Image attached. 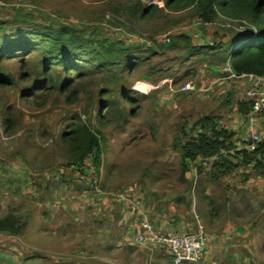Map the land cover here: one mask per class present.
<instances>
[{"label": "rangeland", "instance_id": "obj_1", "mask_svg": "<svg viewBox=\"0 0 264 264\" xmlns=\"http://www.w3.org/2000/svg\"><path fill=\"white\" fill-rule=\"evenodd\" d=\"M165 2L0 0V73L10 78L0 87V264H174L165 247L136 242L145 220L164 235L201 227L205 250L192 264H264V177L233 156L223 176L216 158L180 151L208 115L236 132V147L251 137L239 110L247 80L216 51L189 50L226 41L240 23H202ZM48 25L113 50L67 71L15 34ZM80 125L98 135V156L78 160L64 139Z\"/></svg>", "mask_w": 264, "mask_h": 264}, {"label": "trees", "instance_id": "obj_2", "mask_svg": "<svg viewBox=\"0 0 264 264\" xmlns=\"http://www.w3.org/2000/svg\"><path fill=\"white\" fill-rule=\"evenodd\" d=\"M165 7H178L181 9L192 7L197 17L202 23L213 22L219 17L240 23V30L230 35L226 41H222L213 46H196L189 44L190 52L214 50L218 54V59L230 64L231 72L235 76L252 75L264 76V0H166ZM156 6L143 7L140 9V16L146 17L155 10ZM17 34L27 42V49L41 48V55L45 61L53 60L65 64V70L77 72L79 62L83 55L89 56L99 54H110L112 47L104 49V52H96L88 46L89 41L75 35L73 31L66 28H53L44 26L41 28H28L27 31L20 30ZM14 34V35H15ZM33 36V38H32ZM40 43L38 40H40ZM18 40V39H17ZM186 42L190 39L185 38ZM8 42V40H6ZM170 41V39H169ZM3 40L0 39V47ZM3 50V49H2ZM7 47H5V51ZM151 54L156 50L151 48ZM5 52L1 51L0 56ZM150 54V55H151ZM44 75H50L49 69H44ZM23 80L26 79L24 74ZM10 78L0 73V87L8 86ZM70 78H64L60 87L61 93L71 86ZM29 94L25 92L22 96ZM242 114H247L250 110V103H242L239 106ZM133 110L131 113L133 114ZM11 122V121H10ZM233 132L225 127H218L217 117L204 116L200 121V130L197 135L186 140L180 148L182 160H195L201 157L203 160L216 158L212 164L214 170L220 175L233 173L237 168L236 163H232L229 156L240 158V164L250 166L255 175L264 177V138L256 141L254 148H237L232 142ZM65 140H72L73 149L78 160L95 150L96 156L100 153L99 137L91 132L85 125L76 126L75 129L64 135ZM245 143L251 144V138ZM233 150V153H230ZM226 152V155L222 153ZM97 158V157H96ZM95 158V161H96ZM219 176V175H218ZM4 229L14 232L17 227L7 225Z\"/></svg>", "mask_w": 264, "mask_h": 264}, {"label": "built area", "instance_id": "obj_3", "mask_svg": "<svg viewBox=\"0 0 264 264\" xmlns=\"http://www.w3.org/2000/svg\"><path fill=\"white\" fill-rule=\"evenodd\" d=\"M164 41L169 42V38L166 37ZM227 65V69L231 72L230 64L227 63ZM231 75L235 76L234 73ZM189 89H193V86L187 83L182 90ZM246 96L250 103L251 114L264 113V83L259 77L246 91ZM258 140L257 135H252L251 144L248 145V148L253 149L255 142ZM135 240L141 245L150 243L165 247L174 264H192L198 262L203 255L206 245L205 231L201 227L197 228L195 232L164 235L157 232L146 220L141 223V230L135 233Z\"/></svg>", "mask_w": 264, "mask_h": 264}, {"label": "crops", "instance_id": "obj_4", "mask_svg": "<svg viewBox=\"0 0 264 264\" xmlns=\"http://www.w3.org/2000/svg\"><path fill=\"white\" fill-rule=\"evenodd\" d=\"M234 77L246 79L247 82H248V85H249L248 89L255 82V80L258 78L257 76H252V75H241V76H234ZM259 78L264 83V76L263 77H259ZM240 116H241L242 120L243 119L245 120L244 122H245V125H246V129L244 128V131L247 132L248 134L250 132V134H251L250 138H252V135H254V134L257 135L258 133L261 135V137H259L260 139L264 138V114L254 115V114H251V112L249 110V112L247 114H242L241 113ZM220 127H224V126H219V128ZM231 130L232 129H230L229 131H231ZM231 132H233V131H231ZM235 134H236V132L233 133V136ZM245 142L242 143V144H239L237 148H247L249 144L245 143ZM234 144H237V143H234Z\"/></svg>", "mask_w": 264, "mask_h": 264}]
</instances>
